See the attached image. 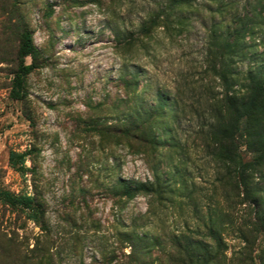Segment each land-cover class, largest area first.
Returning a JSON list of instances; mask_svg holds the SVG:
<instances>
[{"label":"rangeland","instance_id":"obj_1","mask_svg":"<svg viewBox=\"0 0 264 264\" xmlns=\"http://www.w3.org/2000/svg\"><path fill=\"white\" fill-rule=\"evenodd\" d=\"M162 1L0 0V189L43 213L35 223L0 201V264H264L251 210L206 139L225 98L212 15L186 9L183 26H151ZM23 31L37 55L17 101ZM245 43L264 53V28ZM10 152L28 153L23 173ZM120 179L147 191L126 199Z\"/></svg>","mask_w":264,"mask_h":264},{"label":"trees","instance_id":"obj_2","mask_svg":"<svg viewBox=\"0 0 264 264\" xmlns=\"http://www.w3.org/2000/svg\"><path fill=\"white\" fill-rule=\"evenodd\" d=\"M204 8L211 16L212 30L210 40L212 47L218 52L215 58L224 63L218 68L216 63L212 71L222 82L225 98L223 110L214 109V115L208 125L206 139L211 143V155L224 163L230 175L235 179L244 202L251 210L250 226L252 232L263 238L264 244V53H250L251 46H244L245 39L255 38V32L264 28V0H246L244 4L235 0H163L157 13L150 19L151 26L156 21H162L167 27L172 18L183 26V10L191 12L196 8ZM144 31L149 27L143 26ZM18 58L20 63L12 80L11 97L20 101L24 98V80L33 68V64H25V58L35 60L37 50L28 31L20 36ZM247 66L238 70L235 61L245 62ZM246 150L253 155L251 160L244 161L238 152L237 137ZM27 152H10L8 163L19 173L24 171ZM120 195L126 199H133L141 192L147 191L142 182L118 180ZM0 201L16 210L25 212L26 217L40 223L42 210L33 196L27 194L17 196L0 189ZM208 228V237L215 246L216 257L224 245L222 236L214 227ZM240 238L248 244L244 232L240 230ZM194 246H208L197 240ZM200 257V255H197ZM214 257L212 259H214Z\"/></svg>","mask_w":264,"mask_h":264}]
</instances>
